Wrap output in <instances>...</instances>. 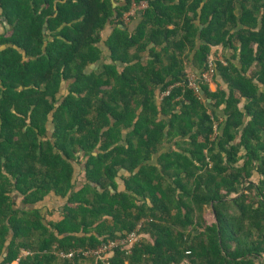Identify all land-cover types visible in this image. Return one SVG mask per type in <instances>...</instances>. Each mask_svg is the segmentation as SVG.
Instances as JSON below:
<instances>
[{
  "label": "trees",
  "instance_id": "obj_1",
  "mask_svg": "<svg viewBox=\"0 0 264 264\" xmlns=\"http://www.w3.org/2000/svg\"><path fill=\"white\" fill-rule=\"evenodd\" d=\"M0 21V264H264V0H0Z\"/></svg>",
  "mask_w": 264,
  "mask_h": 264
},
{
  "label": "built area",
  "instance_id": "obj_2",
  "mask_svg": "<svg viewBox=\"0 0 264 264\" xmlns=\"http://www.w3.org/2000/svg\"><path fill=\"white\" fill-rule=\"evenodd\" d=\"M142 8H144V6ZM135 11H133V13H131V14L133 15ZM132 15H128V16L130 17ZM126 20H128V18H126ZM214 65H215L214 62L210 61L208 63V71L205 72L203 74V76H202V79L208 85H210V83L213 82V77H214V74H215ZM189 88L193 89L196 93H199L197 77H195L193 75L189 76ZM139 228L140 227H138L137 230H139ZM139 239H140L139 238V234L136 231L135 233H132L131 235H129L126 240L111 242L106 247L99 248L97 250L86 251V252L83 253V255L87 256V257H93V256H96V257H99V258L105 257V259H106V258L111 256V254H112L111 251H113L114 249H117L120 246H124V247H127V248L131 249L133 247V245H135L139 241ZM76 253L77 252H70L69 254H61L60 257L66 258V259H72L76 255ZM29 254H30L29 252H25L24 256H27Z\"/></svg>",
  "mask_w": 264,
  "mask_h": 264
},
{
  "label": "crops",
  "instance_id": "obj_3",
  "mask_svg": "<svg viewBox=\"0 0 264 264\" xmlns=\"http://www.w3.org/2000/svg\"><path fill=\"white\" fill-rule=\"evenodd\" d=\"M144 6V5H142ZM1 22V21H0ZM2 25L0 24V34H2ZM212 91H216V86L211 88ZM13 203L15 205V209L17 210H38L45 218L46 223H59L63 220L64 217V206L66 200L63 198L58 197L55 194H51L45 198L44 201L38 203L37 205L30 207L23 203V197L18 193L15 192L12 195ZM24 253H22L21 257H24ZM20 257V258H21ZM13 264H19V260L15 261Z\"/></svg>",
  "mask_w": 264,
  "mask_h": 264
},
{
  "label": "rangeland",
  "instance_id": "obj_4",
  "mask_svg": "<svg viewBox=\"0 0 264 264\" xmlns=\"http://www.w3.org/2000/svg\"><path fill=\"white\" fill-rule=\"evenodd\" d=\"M144 7H145V4H144ZM130 15H132V14H130ZM209 86H210V88H212V87L214 88V87L216 86V85H215V82L213 81L212 83H210ZM171 146L174 147L173 144H172ZM175 148H176V146L174 147V149H175ZM206 215L210 216L208 212L206 213Z\"/></svg>",
  "mask_w": 264,
  "mask_h": 264
},
{
  "label": "water",
  "instance_id": "obj_5",
  "mask_svg": "<svg viewBox=\"0 0 264 264\" xmlns=\"http://www.w3.org/2000/svg\"><path fill=\"white\" fill-rule=\"evenodd\" d=\"M7 27H9L7 24H6ZM95 68L94 66H92V69Z\"/></svg>",
  "mask_w": 264,
  "mask_h": 264
}]
</instances>
